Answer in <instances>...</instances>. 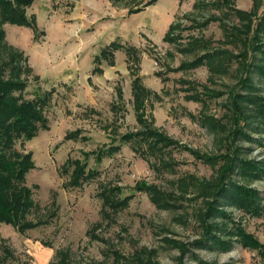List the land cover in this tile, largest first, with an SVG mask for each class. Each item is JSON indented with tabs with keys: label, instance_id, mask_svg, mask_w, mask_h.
<instances>
[{
	"label": "rangeland",
	"instance_id": "rangeland-1",
	"mask_svg": "<svg viewBox=\"0 0 264 264\" xmlns=\"http://www.w3.org/2000/svg\"><path fill=\"white\" fill-rule=\"evenodd\" d=\"M149 1L124 0L116 5L111 0H34L25 7L27 16L34 18L33 26H4L7 42L27 57L32 70L26 76L25 98L52 93L43 110L46 129L16 143L18 150L33 152L34 168L26 182L38 185L33 197L40 208L30 213L28 220L50 222L24 233L0 223V239L6 240L14 254L8 264H53L62 258L71 264H264L257 251L240 244L226 252L193 244L205 232L203 213L210 194L206 189L201 193L196 178L214 181L224 161L206 162L197 154L220 155L228 147L242 145L251 148L244 154L250 158L254 148L264 150V133L249 130L245 120L243 131L262 141L243 138L231 146L229 140L234 128L229 94L243 91L244 63H253V67L264 63V44L256 48L253 38L257 23L264 28V0H199L196 6L197 0ZM137 7L142 9L129 12ZM173 23L180 25L178 40L175 33V40L167 39ZM191 37L209 40L207 47L215 54L211 62L189 68L202 53L179 51ZM118 38L139 48L138 73L143 83L160 95L147 103L148 119L152 114L154 125L181 144L162 153L143 154L146 144L120 140L121 135L142 128L133 102V75L126 51L115 52L117 63L116 54L122 51L118 64L109 79L97 78L99 86L91 77L89 82L85 79V73H95L90 69L99 65L95 56ZM260 41L264 42V34ZM107 64L103 60L99 66ZM208 64H213L212 71ZM256 69L250 76L264 96V79ZM204 85L212 91L211 96L207 97ZM118 87L123 90L124 102L115 111L112 103L117 100ZM198 91L207 97V106L187 99V93ZM208 116L215 131L202 123ZM79 128L86 140L68 137ZM112 143H121V150L101 162L94 155L88 157V168L100 172L96 178L81 187L65 186L69 176L63 168L68 158L84 159V152ZM138 182L154 185L161 192L152 195L135 189ZM249 184L264 192V179ZM114 186L122 189L121 197L132 194L129 204L117 211L104 208L101 197L103 189ZM54 199L57 209L49 216L55 209ZM229 210L264 242V215L251 217L237 208Z\"/></svg>",
	"mask_w": 264,
	"mask_h": 264
},
{
	"label": "trees",
	"instance_id": "trees-1",
	"mask_svg": "<svg viewBox=\"0 0 264 264\" xmlns=\"http://www.w3.org/2000/svg\"><path fill=\"white\" fill-rule=\"evenodd\" d=\"M33 1L0 0V223L10 224L20 233L50 222L48 219L34 222L28 220V215L40 208L33 197L34 188H37L38 185L29 186L26 182L27 174L34 168L33 152L18 150L16 143L17 140L22 138L29 140L36 136L40 129H46L47 118L43 114V110L49 102L52 93L46 91L43 96L41 95L37 99L25 98L23 91L26 89L28 83L26 76H29L32 70L28 65L27 57L19 49L7 42L4 27L6 23L33 26V16L29 18L25 12V7L32 4ZM111 1L117 5V3L124 0ZM154 1L156 0H151L149 3H153ZM198 1L195 3V6L198 5ZM254 3H256V0H254ZM141 9V7L130 8L129 12H137ZM237 12L241 16L244 14L240 10ZM179 26L178 23L171 24L167 33L168 40L171 38L176 39L172 35L173 33L176 34ZM262 34H264V28L261 22H259L253 35V38L256 40V48L264 44V42L260 41V35ZM176 36L178 40L180 35L176 34ZM208 42V39L191 37L189 43L184 45L182 49H179L182 52L202 51L200 55L190 62L191 67L188 66L189 68L200 66L209 60L211 62L215 54L207 47ZM120 49L125 50L128 55V68L133 75V102L138 123L142 127L140 130L121 135L120 140L126 143L146 144L147 149L141 150L143 154L145 152L151 154L162 153L169 146L181 144L154 125V116L152 114V120L148 119L150 115L146 113L147 103L152 101V96L157 99L160 95L148 88L138 73L140 63V50L138 47L129 43H123L118 38L105 45L101 53L95 56L94 62L100 65L103 60H106L110 65H115V52ZM99 65L94 67L95 72L102 71ZM185 65L186 63L181 65L180 68H183ZM208 66L212 71L213 64H208ZM253 66V63H244L242 69L245 70L246 74L240 80V86L243 91H232L229 94V97H231L229 108L234 114L232 116L234 128L229 137L231 146L233 142L235 143L243 138L252 142L262 141L243 131V127H241V123L245 120L244 124H248L249 130H254L261 134L264 133V96L258 92L259 86L250 76L254 68L257 67L254 72H259V75L264 79V63H257L256 67ZM203 89H205L207 97L211 96L212 91H208L206 85L203 86ZM199 93L190 94L188 98L199 100L204 106H207L205 104L206 99H203V94ZM117 95V101L112 103V109L115 111H118L123 106L124 95L121 87L117 88ZM210 119L211 117L208 116L206 120H202V123L212 131H215ZM68 137L72 139H87L86 136L82 135L80 128L71 132ZM121 148V143L117 145L112 143L110 145H103L94 151L84 152V159L68 158L63 168V171L69 176L65 186L72 188L81 187L85 182L96 178L100 174L97 169L88 168L89 156L94 155L95 160L101 162L104 157L113 155L120 151ZM136 150L140 149L136 148ZM250 150V147L239 145L234 148L228 147L227 151L220 155L197 154L198 157L203 158L206 162L218 159H223L224 161L219 169V175L214 181L205 180L201 182L200 179L196 178L198 185L202 186L201 193L206 189L210 191V194L203 213L205 232L193 244L198 248L218 250L220 252L230 251L235 247V244H240L243 248L256 250L264 261V242L243 227L240 222L236 221L235 217H233V212L229 210L237 208L251 217H261L264 215V192L249 184L258 179H264V161H257L244 156ZM191 152L196 154V151ZM135 189L144 190L152 195L161 192L158 187L146 182H138ZM121 191L122 189L119 186L103 189L101 197L105 205L104 208L107 207L111 211H117L126 207L132 198V194L121 197ZM52 203L55 209L49 216H54L57 209L56 199ZM104 213H107V211H104ZM0 248L2 251L0 254V264H8L9 259L13 258L14 254L6 244L4 238L0 239ZM195 258L200 262L202 261L198 257ZM60 260L53 264H71L67 259L62 258ZM18 264L25 263L19 262ZM137 264L154 263L143 261Z\"/></svg>",
	"mask_w": 264,
	"mask_h": 264
},
{
	"label": "crops",
	"instance_id": "crops-1",
	"mask_svg": "<svg viewBox=\"0 0 264 264\" xmlns=\"http://www.w3.org/2000/svg\"><path fill=\"white\" fill-rule=\"evenodd\" d=\"M119 52H122V51H119ZM119 52H117V63L115 62V65H110V64H107V65H105V66H103V67H101V69H102V71L101 72H95V73H93L92 71H94V67L93 68H91L90 69V71L92 72V74L89 72V74H87V73H85V79H86V81L87 82H89L88 80H89V78L91 77V79H92V83L93 84H96L97 86H99V82H98V79H101L102 81H103V79L102 78H104V76H106V78H110L109 76H110V74H111V72H112V70L113 69H115L116 68V65L118 64V56H119ZM93 69V70H92ZM113 76H115L117 73H116V71H113ZM98 78V79H97ZM102 83V82H101ZM81 84H82V82H81ZM92 84V85H93ZM92 85L89 83V87H92ZM199 92H201V91H199ZM158 93V92H157ZM117 94V93H116ZM159 94V93H158ZM116 97H117V99H118V95H116ZM186 97H187V99H189L188 98V93H187V95H186ZM207 97H205L204 95H203V99L205 100ZM193 100V99H192ZM117 101V100H116ZM206 101H207V99H206ZM194 102H198V103H201V104H203L201 101H199V100H194ZM202 110V109H201ZM262 217V216H261ZM260 217V218H261ZM264 217V216H263ZM262 217V218H263ZM261 220H264V219H261ZM262 241V240H261ZM242 247V246H241ZM243 248V247H242ZM244 249H248V248H244ZM249 250V249H248ZM251 250V249H250ZM253 251H256V250H253Z\"/></svg>",
	"mask_w": 264,
	"mask_h": 264
},
{
	"label": "built area",
	"instance_id": "built-area-1",
	"mask_svg": "<svg viewBox=\"0 0 264 264\" xmlns=\"http://www.w3.org/2000/svg\"><path fill=\"white\" fill-rule=\"evenodd\" d=\"M250 158L261 161L264 158V150L260 147L254 148L250 153Z\"/></svg>",
	"mask_w": 264,
	"mask_h": 264
}]
</instances>
